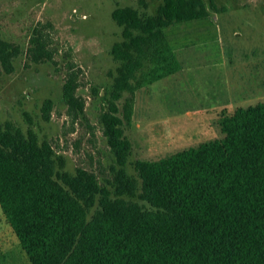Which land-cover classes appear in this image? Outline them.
Here are the masks:
<instances>
[{
  "label": "trees",
  "instance_id": "1",
  "mask_svg": "<svg viewBox=\"0 0 264 264\" xmlns=\"http://www.w3.org/2000/svg\"><path fill=\"white\" fill-rule=\"evenodd\" d=\"M209 14L204 0H162L152 16L132 6L113 10L124 40L112 48L121 66L101 115L120 167L112 190L86 169L64 170L53 145L31 130L0 125V208L31 264H264V101L220 119L219 138L137 160L138 179L125 170L132 143L124 125L137 91L181 69L165 29ZM53 29L50 21L35 25L31 62H55ZM22 53L0 33V69L13 73ZM80 71L70 61L63 85L75 121L85 116ZM51 109L48 99L46 119Z\"/></svg>",
  "mask_w": 264,
  "mask_h": 264
},
{
  "label": "rangeland",
  "instance_id": "2",
  "mask_svg": "<svg viewBox=\"0 0 264 264\" xmlns=\"http://www.w3.org/2000/svg\"><path fill=\"white\" fill-rule=\"evenodd\" d=\"M0 0V33L23 53L11 74L0 69V125L34 132L50 142L63 169L95 173L113 189L120 169L104 135L101 115L108 110L121 62L112 48L123 28L111 14L132 6L155 15L162 0ZM209 17L165 29L181 70L136 93L133 120L125 123L132 148L125 170L137 178V160H157L222 136L219 120L240 106L264 101V0H204ZM213 2L216 8H211ZM52 22L55 62L33 63L26 51L39 22ZM72 61L81 69L77 94L85 116L73 120L63 98ZM128 93L119 101L120 107ZM52 100L45 118L44 103ZM148 208L138 197H126ZM0 264H31L0 208Z\"/></svg>",
  "mask_w": 264,
  "mask_h": 264
},
{
  "label": "crops",
  "instance_id": "3",
  "mask_svg": "<svg viewBox=\"0 0 264 264\" xmlns=\"http://www.w3.org/2000/svg\"><path fill=\"white\" fill-rule=\"evenodd\" d=\"M178 59H179V58H178ZM179 61H180V60H179ZM181 68H182V67H181ZM180 70H181V69H180ZM180 70H179V71H180ZM263 87H264V85H263Z\"/></svg>",
  "mask_w": 264,
  "mask_h": 264
}]
</instances>
